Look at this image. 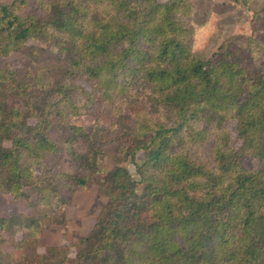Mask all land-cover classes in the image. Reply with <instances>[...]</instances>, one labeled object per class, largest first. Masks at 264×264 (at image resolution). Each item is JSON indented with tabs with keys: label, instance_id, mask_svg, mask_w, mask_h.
<instances>
[{
	"label": "trees",
	"instance_id": "obj_1",
	"mask_svg": "<svg viewBox=\"0 0 264 264\" xmlns=\"http://www.w3.org/2000/svg\"><path fill=\"white\" fill-rule=\"evenodd\" d=\"M35 1L42 14L0 2V57L41 59L0 65V193L34 209L0 215V264H264V8L245 47L228 38L204 59L194 0ZM95 182L106 202L74 252L41 251Z\"/></svg>",
	"mask_w": 264,
	"mask_h": 264
},
{
	"label": "rangeland",
	"instance_id": "obj_2",
	"mask_svg": "<svg viewBox=\"0 0 264 264\" xmlns=\"http://www.w3.org/2000/svg\"><path fill=\"white\" fill-rule=\"evenodd\" d=\"M12 1V0H0ZM196 11L194 24L196 27L195 51L199 56L208 58L217 47L228 38L237 47L247 45V36L251 33V19L253 11L264 8V0H252L248 6H243L230 0H194ZM23 13L42 12L38 9L35 0H27ZM261 30L258 37L264 40V22L258 21ZM39 43L30 42V47H36ZM39 59V60H38ZM11 65L23 69H35L40 66L41 59L34 56L30 48L20 53H13L8 57H0V65ZM75 122L90 129L93 117L90 115L77 116ZM53 137L61 144L60 132L54 131ZM65 145V144H64ZM114 146L109 145V152L100 157L102 173L111 169L116 161L113 158ZM142 152L138 153L136 160L142 161ZM133 177L138 178L136 165L131 160L122 163ZM63 169L69 170L67 163ZM32 200L38 197L36 190L26 188ZM106 202L104 189L95 182L87 191H76L71 202L66 206V221L64 224H54L43 231L40 238L39 249L43 251L48 245H66L74 252L75 245L81 235L87 233L95 222L96 215ZM17 213L30 215L34 213L33 206L27 200H15L10 195L0 193V215L10 216ZM4 253L11 256H19L20 252L6 241L2 245Z\"/></svg>",
	"mask_w": 264,
	"mask_h": 264
},
{
	"label": "crops",
	"instance_id": "obj_3",
	"mask_svg": "<svg viewBox=\"0 0 264 264\" xmlns=\"http://www.w3.org/2000/svg\"><path fill=\"white\" fill-rule=\"evenodd\" d=\"M4 2V1H3ZM6 2H10V1H6Z\"/></svg>",
	"mask_w": 264,
	"mask_h": 264
}]
</instances>
